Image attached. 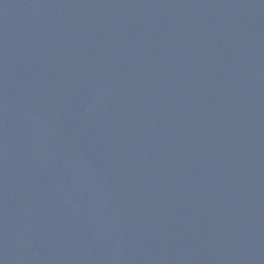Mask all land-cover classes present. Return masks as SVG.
<instances>
[{
  "label": "water",
  "instance_id": "95a60500",
  "mask_svg": "<svg viewBox=\"0 0 264 264\" xmlns=\"http://www.w3.org/2000/svg\"><path fill=\"white\" fill-rule=\"evenodd\" d=\"M0 264H264V0H0Z\"/></svg>",
  "mask_w": 264,
  "mask_h": 264
}]
</instances>
